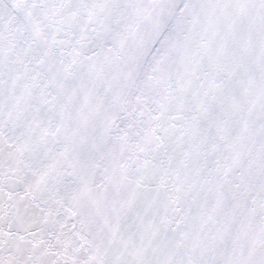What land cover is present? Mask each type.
Returning <instances> with one entry per match:
<instances>
[{"label":"snow or ice","instance_id":"6c2138e0","mask_svg":"<svg viewBox=\"0 0 264 264\" xmlns=\"http://www.w3.org/2000/svg\"><path fill=\"white\" fill-rule=\"evenodd\" d=\"M0 264H264V0H0Z\"/></svg>","mask_w":264,"mask_h":264}]
</instances>
